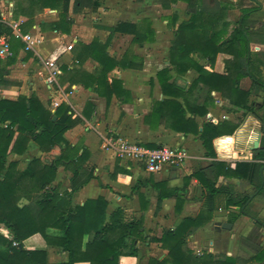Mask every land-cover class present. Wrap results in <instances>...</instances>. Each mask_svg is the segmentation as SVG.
I'll return each instance as SVG.
<instances>
[{
    "label": "trees",
    "instance_id": "16d2710c",
    "mask_svg": "<svg viewBox=\"0 0 264 264\" xmlns=\"http://www.w3.org/2000/svg\"><path fill=\"white\" fill-rule=\"evenodd\" d=\"M1 1V0H0ZM13 2V17H25L22 30L27 31L34 23V18L44 9H57L58 19L48 24L51 30L68 33L72 25L70 13H81L85 8L96 11L101 0H10ZM141 2L142 0H135ZM179 0H159L163 8H169ZM185 2L188 17L174 29L168 53V65L156 72V79L164 98L153 99L151 110L143 116V122L150 128L162 122L165 127L179 133L197 136L202 143L204 156L211 160L204 167H199L189 175H183L181 187H169L165 180L154 182L157 191L156 209L164 198H175V212H179L184 201L188 183L195 178L203 188V206L193 217H184L173 228L162 229L159 242L167 251L164 258L149 259L147 264H264V249L255 243L258 235L256 226L248 236L241 238L251 250L250 255L215 256L211 253L195 254L186 243V237L196 229L207 224L217 209H226L246 205L249 194L237 192L228 184H218L219 177L238 178L254 185L256 190L264 187V153L258 152L252 160H240L230 166L226 161L215 159L213 140L223 135H232L240 120H223L213 123L207 119L201 124L197 118L204 117L213 105L212 91L228 99L227 110L245 116L252 113L264 123V101L262 104L250 101V96L263 93L264 100V58L260 53L250 50V31L248 17L258 7L241 10L237 25L228 33L226 12L234 2L226 0H180ZM264 2V0H263ZM178 14L173 12L169 25L174 26ZM108 39L115 32L132 35V43L151 42L154 29L149 19L140 22H118L113 27H106ZM9 38L12 57L0 64V86H9L13 82L6 78L5 65L13 62L16 49L24 47L23 42L12 36L10 28L0 23V35ZM108 40L101 43L93 39L89 44L78 43L79 53L75 55L72 70L86 76L83 82L92 86L99 96H118L127 93L121 81L113 78L108 82V73L114 67L141 69L127 55L116 60L106 52ZM198 51L212 65L218 53L225 52L231 58L225 61V71L217 73L206 70L202 65L189 58V54ZM90 56L98 63L94 74L80 71L83 56ZM79 66V67H78ZM66 69V68H65ZM194 69L197 76L189 85L176 82L173 73L184 75ZM249 77L251 84L244 89L239 85L242 78ZM83 79V78H82ZM77 82L76 79H70ZM92 104H86L83 112L92 111ZM66 103L59 104L54 111L46 108L34 93L29 96L19 95L16 99H0V223L11 234V238L0 233V264H52L46 261L43 249H27L23 241L33 234H40L47 245L61 247L67 253V260L57 264H74L85 261L88 264H120L121 255H137L134 241L143 239V217L126 220L121 208L107 214V201L98 196L86 199L83 203H73L71 195L81 189L91 179L96 178L92 168L84 166L89 156L88 150L78 144H70L63 134L68 129L82 122L79 117H72ZM29 141L37 144L39 150L53 155L51 160L33 157L23 170H18V161L10 155H22L28 148ZM154 148L159 145L145 144ZM57 148V150H56ZM63 167L71 172L70 191L60 192L54 179L57 169ZM120 171L115 167L114 173ZM127 172V170H124ZM237 216L230 217L232 222ZM88 238L84 241V236ZM15 243V244H13Z\"/></svg>",
    "mask_w": 264,
    "mask_h": 264
},
{
    "label": "crops",
    "instance_id": "0c3cea01",
    "mask_svg": "<svg viewBox=\"0 0 264 264\" xmlns=\"http://www.w3.org/2000/svg\"><path fill=\"white\" fill-rule=\"evenodd\" d=\"M158 1L101 0L96 11L85 8L81 13H70L72 25L68 33L43 26L42 24L58 19L57 9H44L35 16L34 23L27 30L38 39L37 43L33 49L26 50L23 47L16 49L14 61L5 65L8 70L6 78L13 83L9 86H0V99L14 100L19 95L29 96L34 93L51 111H54L59 104L66 103L72 117L82 119L81 123L65 131L63 136L70 144H78L88 150L89 156L84 166L92 168L96 178L91 179L72 194V202L81 204L86 199L102 196L107 201V214L121 208L126 220L143 217L141 230H143L144 238L134 241L138 249L137 255H121L120 264H147L151 258L158 260L164 258L167 251L152 238L158 237L164 228H173L184 217L195 216L203 206V188L193 178L187 185L185 201L179 212H175L173 197L164 198L156 209L157 191L152 186V181L165 180L169 187H181L184 183L183 175H189L199 167L206 166L211 160L204 156L201 140L197 136L184 135L165 127L162 122L154 121L157 126L154 129L143 122V116L151 110L152 100L164 98L156 79V72L168 65L169 46L174 29L188 17L185 2L179 0L169 8H163ZM226 1L234 2L233 7L227 10L225 17L228 33L237 25L242 9L258 7L248 17L250 50L260 53L264 58L263 0ZM178 3H183L184 9L174 8ZM169 9L171 12L168 14ZM173 12L178 14L174 26L168 23ZM20 17L25 19L23 16ZM2 18L15 19L12 1H0V19ZM144 18L149 19L154 29L153 41L132 43V35L118 32L113 33L110 40L108 39L109 31L106 27H113L121 21L140 22ZM0 23L7 26L3 22ZM93 39H98L101 43L108 40L106 52L116 60L127 55V60L133 59L137 64H141V69L117 66L108 73V82L113 78L119 79L123 89L127 91L126 94L118 96L113 93L107 101L106 97L99 96L94 91L95 83L93 87L84 85L83 82L88 79L86 76L83 74L73 76L67 71L72 70L77 63L75 55L79 53L78 43L89 44ZM12 55L0 58V64H4ZM49 57L56 58L59 70L56 84L47 82L49 73L43 60ZM189 58L206 70L223 73L225 61L230 59L231 55L225 52L218 53L212 65L198 51L191 52ZM97 68L98 63L95 59L85 55L78 73L84 71L87 74H94ZM196 76L197 72L194 69H189L184 75L173 73L176 82L183 86L189 85ZM70 79L78 81L71 82ZM250 84L249 77H244L239 82L244 89L249 88ZM211 94L214 100L213 105L209 107L204 117L197 118L199 124L205 119L213 123L223 120L235 122L238 118L240 120L239 126L232 135L219 136L213 140L215 159L226 161L232 167L236 161L252 160L250 148L258 135L261 122L252 113L243 116L228 111L226 107L228 99L216 91H212ZM262 97L263 93L250 96V101L262 104L264 101ZM217 99L220 100L219 103L216 102ZM88 102L93 108L90 112L86 110L89 117H85L83 112ZM222 114H226L227 117L222 119ZM108 133L143 144L152 143L159 146L181 144L189 152L190 158L181 166H164L156 172H148L142 164L121 160L111 150H105L102 147V137ZM33 157H40L46 161L51 160L53 155L41 152L35 142L29 141L24 154L9 156L10 159L18 161V170L25 169ZM116 166L120 168V171L114 173ZM179 167H182V170ZM70 176L69 170L63 167L57 169L53 183L58 186L60 192L70 191ZM262 181L264 182V179ZM220 183L230 184L237 192L249 194V200L243 209L230 206L215 210L207 224L186 237L187 246L197 255L205 253L215 256L250 255L252 250L241 242V238L248 236L256 226L258 235L255 237V243L264 249V187L260 191L256 190L254 185L238 178L219 177L218 184ZM233 216L237 218L231 222L229 218ZM227 224L230 225L227 226ZM0 233L11 238V234L1 223ZM87 238L88 236L85 235L84 241ZM23 246L32 250H45L48 263L57 264L67 260V253L61 247L47 245L38 233L25 239ZM74 264H88V262L79 261Z\"/></svg>",
    "mask_w": 264,
    "mask_h": 264
},
{
    "label": "built area",
    "instance_id": "2783aa9c",
    "mask_svg": "<svg viewBox=\"0 0 264 264\" xmlns=\"http://www.w3.org/2000/svg\"><path fill=\"white\" fill-rule=\"evenodd\" d=\"M0 22L5 23L11 30L12 36L20 39L24 44V49H33L38 39L34 38L31 32L23 31L22 25L25 22L24 18L17 19H0ZM70 47V46H69ZM12 55V50L7 35L0 36V58L9 57ZM45 67L48 70V84L57 83V75L59 70L56 65V58L49 57L43 60ZM220 100H216L219 103ZM226 114H222L221 118L225 119ZM102 147L105 150H111L116 157L121 160L140 163L148 172H156L164 166H181L190 154L187 149L181 144L172 146L148 147L145 144L137 141H128L121 136L108 133L102 137ZM15 244V243H13Z\"/></svg>",
    "mask_w": 264,
    "mask_h": 264
},
{
    "label": "water",
    "instance_id": "95a60500",
    "mask_svg": "<svg viewBox=\"0 0 264 264\" xmlns=\"http://www.w3.org/2000/svg\"><path fill=\"white\" fill-rule=\"evenodd\" d=\"M256 138L252 142L250 151L255 156L258 152L264 153V123H260ZM264 158V157H263ZM264 169V166L262 167ZM230 224H227L229 226Z\"/></svg>",
    "mask_w": 264,
    "mask_h": 264
},
{
    "label": "rangeland",
    "instance_id": "374dc122",
    "mask_svg": "<svg viewBox=\"0 0 264 264\" xmlns=\"http://www.w3.org/2000/svg\"><path fill=\"white\" fill-rule=\"evenodd\" d=\"M175 6H176V7H174V8H178L179 10H182V9H184V6H185V5H184L183 3H178V4H176ZM174 8H173V9H174ZM173 9H172V10H173ZM167 12H168V14H169V13L171 12V9H169ZM168 38H169V37H168ZM126 42H127V41H126ZM179 169L182 170V167H179Z\"/></svg>",
    "mask_w": 264,
    "mask_h": 264
}]
</instances>
